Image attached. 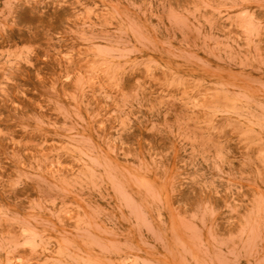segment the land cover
Instances as JSON below:
<instances>
[{
    "label": "rangeland",
    "instance_id": "obj_1",
    "mask_svg": "<svg viewBox=\"0 0 264 264\" xmlns=\"http://www.w3.org/2000/svg\"><path fill=\"white\" fill-rule=\"evenodd\" d=\"M0 264H264V0H0Z\"/></svg>",
    "mask_w": 264,
    "mask_h": 264
}]
</instances>
